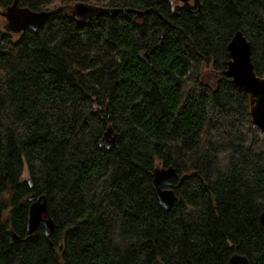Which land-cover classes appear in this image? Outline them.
<instances>
[{
    "label": "trees",
    "instance_id": "1",
    "mask_svg": "<svg viewBox=\"0 0 264 264\" xmlns=\"http://www.w3.org/2000/svg\"><path fill=\"white\" fill-rule=\"evenodd\" d=\"M14 1L0 0V264H264V132L224 74L242 30L264 76V0H18L49 13L18 37L1 23ZM79 1L120 11L80 22L62 9ZM158 162L178 173L169 210ZM40 198L50 236L31 220Z\"/></svg>",
    "mask_w": 264,
    "mask_h": 264
},
{
    "label": "water",
    "instance_id": "2",
    "mask_svg": "<svg viewBox=\"0 0 264 264\" xmlns=\"http://www.w3.org/2000/svg\"><path fill=\"white\" fill-rule=\"evenodd\" d=\"M62 9L80 22H88L95 16L115 14L120 11L119 8L100 6L87 1H79L63 6ZM4 14L7 18V29L17 33L42 25L49 16L48 12L41 15L21 9L18 0H15L14 4ZM142 14L140 13V16ZM227 49L230 59L227 62V69L224 74L231 82L248 94L252 121L264 132V76L257 74L253 61L252 43L242 30H237L229 41ZM141 58L148 64L152 62L148 52L142 53ZM112 133L113 130L109 129L106 132L105 139L111 136ZM116 139L117 135L114 134L112 140H107L105 145H115ZM177 175V170L173 166L163 167L162 169L156 168L154 173L153 186L157 191L160 205L166 210L171 208L175 199V192L171 187V183ZM32 199H35L34 195L31 197ZM44 212H47L45 198L33 202L31 220L35 223L44 224L45 233L50 236L55 229V223L50 218H43L42 213ZM260 221L264 224V210L260 214ZM227 264H251V262L246 255L234 253Z\"/></svg>",
    "mask_w": 264,
    "mask_h": 264
},
{
    "label": "rangeland",
    "instance_id": "3",
    "mask_svg": "<svg viewBox=\"0 0 264 264\" xmlns=\"http://www.w3.org/2000/svg\"><path fill=\"white\" fill-rule=\"evenodd\" d=\"M138 17H141L140 15H138ZM1 23L3 26H5L7 24V18L6 15L4 14V12L1 13ZM12 32V31H11ZM13 34H16V37H18V35L20 33L17 32H13ZM203 80L207 83H210L212 85L215 84L216 80L219 77V72L214 71L211 67H205L203 69ZM114 137V133L111 134V136H109L107 139L104 140V142H106L107 140H112V138ZM164 166L161 162L157 163V169H162ZM25 178L27 179V175L25 174Z\"/></svg>",
    "mask_w": 264,
    "mask_h": 264
},
{
    "label": "flooded vegetation",
    "instance_id": "4",
    "mask_svg": "<svg viewBox=\"0 0 264 264\" xmlns=\"http://www.w3.org/2000/svg\"><path fill=\"white\" fill-rule=\"evenodd\" d=\"M197 0H174L176 6L179 7H190L195 5Z\"/></svg>",
    "mask_w": 264,
    "mask_h": 264
}]
</instances>
